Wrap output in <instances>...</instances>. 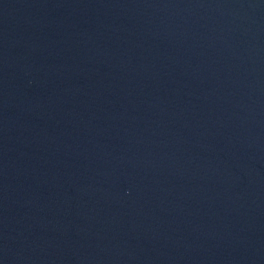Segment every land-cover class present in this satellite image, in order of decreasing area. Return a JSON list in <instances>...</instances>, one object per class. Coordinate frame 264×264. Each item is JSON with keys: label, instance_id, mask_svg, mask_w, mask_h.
I'll use <instances>...</instances> for the list:
<instances>
[{"label": "water", "instance_id": "1", "mask_svg": "<svg viewBox=\"0 0 264 264\" xmlns=\"http://www.w3.org/2000/svg\"><path fill=\"white\" fill-rule=\"evenodd\" d=\"M6 264H264V0H0Z\"/></svg>", "mask_w": 264, "mask_h": 264}]
</instances>
